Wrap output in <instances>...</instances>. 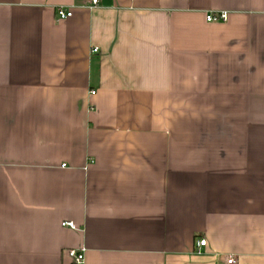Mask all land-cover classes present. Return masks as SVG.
I'll return each instance as SVG.
<instances>
[{
  "label": "crops",
  "instance_id": "1",
  "mask_svg": "<svg viewBox=\"0 0 264 264\" xmlns=\"http://www.w3.org/2000/svg\"><path fill=\"white\" fill-rule=\"evenodd\" d=\"M80 248L264 264V0H0V264Z\"/></svg>",
  "mask_w": 264,
  "mask_h": 264
},
{
  "label": "built area",
  "instance_id": "2",
  "mask_svg": "<svg viewBox=\"0 0 264 264\" xmlns=\"http://www.w3.org/2000/svg\"><path fill=\"white\" fill-rule=\"evenodd\" d=\"M87 3V6L89 8L95 7L99 4L100 0H85ZM73 16L72 11L69 7L66 6H59L56 8V19L57 20H64L69 17ZM226 12H216V13H209L206 15V20L208 22H219V21H225L226 20ZM93 52H97V48L92 49ZM94 91H91V94H94ZM61 226L68 227L71 229H75V224L71 221H62ZM199 245H205V240H199ZM84 249L80 248L78 250L70 249L67 251V254H69V257L71 258L73 264H82L83 258H84ZM228 263L233 262V258H229L227 260Z\"/></svg>",
  "mask_w": 264,
  "mask_h": 264
}]
</instances>
